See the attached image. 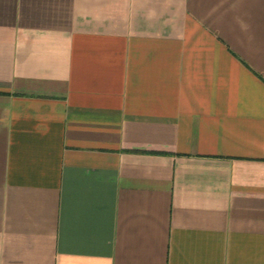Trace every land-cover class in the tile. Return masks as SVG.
Instances as JSON below:
<instances>
[{
  "label": "crops",
  "instance_id": "1",
  "mask_svg": "<svg viewBox=\"0 0 264 264\" xmlns=\"http://www.w3.org/2000/svg\"><path fill=\"white\" fill-rule=\"evenodd\" d=\"M0 264H264V0H0Z\"/></svg>",
  "mask_w": 264,
  "mask_h": 264
}]
</instances>
